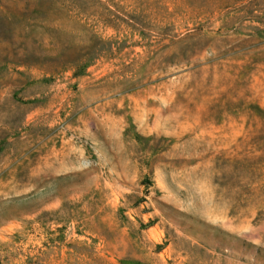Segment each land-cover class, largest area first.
<instances>
[{
    "label": "rangeland",
    "instance_id": "1",
    "mask_svg": "<svg viewBox=\"0 0 264 264\" xmlns=\"http://www.w3.org/2000/svg\"><path fill=\"white\" fill-rule=\"evenodd\" d=\"M0 264H264V0H0Z\"/></svg>",
    "mask_w": 264,
    "mask_h": 264
}]
</instances>
